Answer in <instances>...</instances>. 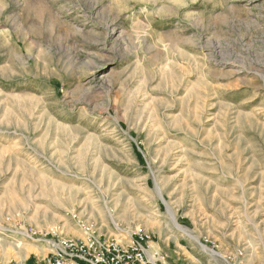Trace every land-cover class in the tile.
Wrapping results in <instances>:
<instances>
[{
  "label": "rangeland",
  "instance_id": "1",
  "mask_svg": "<svg viewBox=\"0 0 264 264\" xmlns=\"http://www.w3.org/2000/svg\"><path fill=\"white\" fill-rule=\"evenodd\" d=\"M138 231L264 264V0H0V263Z\"/></svg>",
  "mask_w": 264,
  "mask_h": 264
},
{
  "label": "built area",
  "instance_id": "2",
  "mask_svg": "<svg viewBox=\"0 0 264 264\" xmlns=\"http://www.w3.org/2000/svg\"><path fill=\"white\" fill-rule=\"evenodd\" d=\"M57 234L55 231L52 235ZM151 242L149 235L139 231L131 235L130 243L126 246L115 239L108 240L102 235L87 233L84 240L63 239L43 264H170L162 261L164 256L152 259L149 251ZM158 255L160 253L156 252L154 256Z\"/></svg>",
  "mask_w": 264,
  "mask_h": 264
},
{
  "label": "bare ground",
  "instance_id": "3",
  "mask_svg": "<svg viewBox=\"0 0 264 264\" xmlns=\"http://www.w3.org/2000/svg\"><path fill=\"white\" fill-rule=\"evenodd\" d=\"M157 189H158V191L160 192L159 194H160V196H161V198H163V195H162V190H161V188L157 185ZM164 200V199H163ZM166 204H167V206H168V211H169V213L171 214V217H172V219H173V222H174V224H175V227L178 229V230H180V231H182V232H184V233H186L188 236H190V237H192V238H194L196 241H197V243L199 244V245H201L204 249H205V245H203L200 241H199V239L196 237V236H193L192 234H191V232L187 229V228H185V227H183L181 224H179L178 223V221H177V219H176V217H175V213L173 212V210L171 209V207H170V205L168 204V202H166ZM155 246H156V243H154V242H151L150 243V247H151V256H152V259L154 260V259H156V256H154L155 255V251H156V249H155ZM208 249V248H207ZM150 250V249H149ZM225 258V257H224Z\"/></svg>",
  "mask_w": 264,
  "mask_h": 264
},
{
  "label": "crops",
  "instance_id": "4",
  "mask_svg": "<svg viewBox=\"0 0 264 264\" xmlns=\"http://www.w3.org/2000/svg\"><path fill=\"white\" fill-rule=\"evenodd\" d=\"M149 251L151 252V247H150V250Z\"/></svg>",
  "mask_w": 264,
  "mask_h": 264
}]
</instances>
